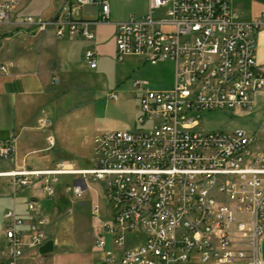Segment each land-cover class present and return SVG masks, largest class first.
Wrapping results in <instances>:
<instances>
[{
    "label": "built area",
    "instance_id": "1",
    "mask_svg": "<svg viewBox=\"0 0 264 264\" xmlns=\"http://www.w3.org/2000/svg\"><path fill=\"white\" fill-rule=\"evenodd\" d=\"M24 0H0V15H12ZM111 16L109 0L66 1L58 15ZM145 15H241L233 0H149ZM43 32V31H39ZM257 33H114L116 58L142 57L174 64V85L150 89L134 83L138 113L134 128L94 136L92 167L68 162L54 167H12L16 190L56 195L61 176L72 175L73 194L81 197L86 179L100 183L111 205L95 245L98 264H227L246 255L247 264H264V142L245 129L207 131L204 111L250 113L264 93V64L257 58ZM57 36L94 41L95 32H57ZM92 46L83 52L91 69L98 66ZM8 64L0 65L6 71ZM117 99V93L109 95ZM49 128L52 121H40ZM49 148L54 137L48 138ZM15 147L0 144V163L11 161ZM24 211H5L0 264H18L39 253L48 240V218L32 195ZM99 207L92 211L99 215Z\"/></svg>",
    "mask_w": 264,
    "mask_h": 264
},
{
    "label": "rangeland",
    "instance_id": "2",
    "mask_svg": "<svg viewBox=\"0 0 264 264\" xmlns=\"http://www.w3.org/2000/svg\"><path fill=\"white\" fill-rule=\"evenodd\" d=\"M109 2L110 19L91 25L96 33L94 41L80 38L60 39L52 28L39 32L35 26L23 22V18L30 12L29 9H23L18 14V23H7L0 27V65H9L6 71H0V75L8 73L14 63L22 61L25 57L38 61L41 55L46 57V63L55 71L59 70L62 64L66 65L68 59L71 67L69 73H52L46 94L28 98L26 102H18V106L22 107L21 114L8 106L9 101L0 99V138H4L0 139V144L10 143L6 137L11 133L18 134L19 122L28 126L26 133H29L34 138L35 145L42 149L29 160V163L34 165L30 168L54 167L60 162H68L78 168L92 167L93 136L111 129L135 127L138 96L134 83L142 81L143 86L150 89H168L174 85V64L170 61L151 64L139 56H128L124 61L116 58L114 23L130 16L145 15L149 0ZM59 4L58 0H43L41 3L42 6L50 8H57ZM89 10V7L83 8L84 12L91 15L92 11ZM48 14L47 11L43 13L44 16ZM258 20L264 22V13L259 19L256 17L251 21ZM262 27L264 25H261L260 29ZM45 36L48 37V42L43 43ZM90 43L94 44L98 52V66L95 69H91L83 57V52ZM257 49L259 58V44ZM60 50L65 52L68 59L66 56L60 57ZM111 93H117L118 98H110ZM27 105L37 108V111L35 108L27 110ZM47 117L53 122L49 130L39 124V120L45 121ZM200 122L207 131L228 132L237 128L245 129L260 142H264V94L258 97L257 104L250 113L240 110L204 111ZM52 134L56 144L54 142L51 149H46V137ZM12 161L1 162L0 170H10L14 167ZM75 178L72 175L61 176L56 195L49 198L41 191L28 188L16 190L12 177L0 176V246L4 242L5 211L13 208L14 202L16 207L24 209V203L32 195L38 197V203L48 218V240L54 241L52 252L44 255L28 253L18 264L99 263L101 251L96 247L95 240L101 233L103 222L110 218L111 205L102 185L90 178L86 179L88 188L84 194L81 197L75 196L71 188ZM96 206L99 207V215L92 212ZM239 241L237 246L246 250L245 258L227 264H247L251 260V247L248 243ZM258 250L260 252V247ZM190 264L216 263L197 261Z\"/></svg>",
    "mask_w": 264,
    "mask_h": 264
},
{
    "label": "crops",
    "instance_id": "3",
    "mask_svg": "<svg viewBox=\"0 0 264 264\" xmlns=\"http://www.w3.org/2000/svg\"><path fill=\"white\" fill-rule=\"evenodd\" d=\"M43 0H26L22 2L15 12L10 15V20L7 23H18L20 20L18 17V14L21 13L23 9H29L30 12L28 13L29 15H34V16H41L45 19H50V18H55L60 12V8L63 5L65 1L68 0H58L60 3L57 8H50V7H45L42 6ZM72 1V0H69ZM233 4L235 9L241 14L240 16L245 19L246 21H251L252 19L260 17L262 13H264V0H233ZM25 7V8H24ZM89 7V11L91 15H88V12H84L83 10L81 11V14L83 16H77V18H83V19H93L96 16H93L95 12L98 10V6H87ZM93 9V10H92ZM24 10V11H25ZM48 12L49 14L44 16V12ZM26 12V11H25ZM27 14V15H28ZM118 23V22H117ZM97 23H94L92 25H96ZM261 25H264V22H262ZM260 25V27H261ZM115 27L116 23H114V28H113V34L115 32ZM257 31L256 39H257V45H260L259 49V58L258 61L262 64H264V27H262ZM92 29V27H91ZM93 30V29H92ZM95 32V31H94ZM53 35L54 33L51 32ZM48 37L45 36L43 38V43L48 42L46 41ZM60 38V37H58ZM78 39V38H72V37H63L60 39ZM61 45V44H60ZM92 46L94 48V44H91L88 46ZM258 53V49H257ZM60 57L66 56L65 52L63 53V50L58 53ZM258 56V55H257ZM68 59V57H67ZM46 57L41 55V58L36 61L35 58L31 57H25L22 59V61H17L16 64L14 63L12 68L9 69V72L3 75H0V99H4L8 102V106H10L15 112H18L21 114L22 107H19L18 102H22L34 97V96H42L47 93V87L50 82V77L52 73H69L71 72V67L69 64V59L68 63L66 65H61L59 67V70L55 71L53 70L48 63H46ZM264 94V93H262ZM261 94V95H262ZM35 107H32L31 105H27V110H33ZM37 108H35L36 110ZM37 111V110H36ZM36 112H33L35 114ZM49 118V117H48ZM50 119V118H49ZM47 121V120H45ZM15 123H17V119L15 118ZM20 128L19 132L17 135L11 133L6 139H9L10 143L15 147V156L13 157V166L14 167H34L31 163H29V160L32 159L33 155L41 151L42 149L39 146L35 145V140L34 138L29 134L26 133L27 130V125L26 124H20L18 122ZM53 125V122H52ZM49 127V129H51ZM15 129V127L13 128ZM49 130L48 128H46ZM128 129V128H124ZM113 130V129H111ZM56 135V134H55ZM95 135V134H94ZM54 136V134H52ZM57 137V136H56ZM94 137V136H93ZM49 135H47L46 140L48 143L49 148V142H48ZM4 139V138H0ZM55 144H56V139L54 136ZM92 144H93V138H92ZM50 147L49 149H51ZM44 157V156H43ZM40 159L42 157H39ZM35 168H42V167H37ZM16 205V202H14V206ZM21 211H24L21 208H18ZM42 210V209H41ZM33 253V252H31ZM27 255V254H26ZM26 255L24 257H26ZM23 257V258H24Z\"/></svg>",
    "mask_w": 264,
    "mask_h": 264
},
{
    "label": "bare ground",
    "instance_id": "4",
    "mask_svg": "<svg viewBox=\"0 0 264 264\" xmlns=\"http://www.w3.org/2000/svg\"><path fill=\"white\" fill-rule=\"evenodd\" d=\"M110 16L93 19L77 18L76 15H57L43 19L27 15L23 22L38 31L52 28L57 32H94L91 25L107 22ZM10 15H0V27L9 22ZM262 20V19H261ZM262 22L246 21L240 15H143L130 16L116 23L115 33H257Z\"/></svg>",
    "mask_w": 264,
    "mask_h": 264
},
{
    "label": "water",
    "instance_id": "5",
    "mask_svg": "<svg viewBox=\"0 0 264 264\" xmlns=\"http://www.w3.org/2000/svg\"><path fill=\"white\" fill-rule=\"evenodd\" d=\"M54 250V241L52 239L47 240L38 250L39 254L44 255ZM260 255L264 260V236L260 243Z\"/></svg>",
    "mask_w": 264,
    "mask_h": 264
},
{
    "label": "trees",
    "instance_id": "6",
    "mask_svg": "<svg viewBox=\"0 0 264 264\" xmlns=\"http://www.w3.org/2000/svg\"><path fill=\"white\" fill-rule=\"evenodd\" d=\"M54 18V17H53Z\"/></svg>",
    "mask_w": 264,
    "mask_h": 264
}]
</instances>
